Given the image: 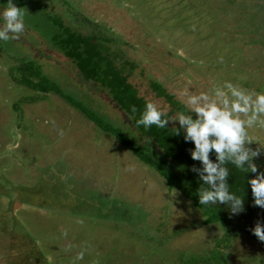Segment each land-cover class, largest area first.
I'll return each mask as SVG.
<instances>
[{
	"label": "rangeland",
	"instance_id": "obj_1",
	"mask_svg": "<svg viewBox=\"0 0 264 264\" xmlns=\"http://www.w3.org/2000/svg\"><path fill=\"white\" fill-rule=\"evenodd\" d=\"M44 1L56 15L75 10L96 24L76 31L114 37L109 46L138 95L164 113L172 106L153 84L183 105L224 81L264 92V0ZM33 26L0 43V264H264L262 243L204 224L198 207L79 107L13 80L18 58L41 60L34 65L84 89L75 100L87 110L146 143L110 94L68 70ZM248 135V147L264 146V128ZM253 163L264 170V148Z\"/></svg>",
	"mask_w": 264,
	"mask_h": 264
},
{
	"label": "trees",
	"instance_id": "obj_2",
	"mask_svg": "<svg viewBox=\"0 0 264 264\" xmlns=\"http://www.w3.org/2000/svg\"><path fill=\"white\" fill-rule=\"evenodd\" d=\"M12 2L20 9L24 8V23L27 26H31V23L34 24L33 30L41 37L40 39L50 44L51 48L60 51L67 58L65 65L68 70L73 69L76 74L86 80V83H91L89 86H93L94 89L99 87L110 94L120 109L132 118L135 128H138L139 135L141 134V139L144 137L146 143H140L127 135L121 127L114 125L100 109L99 114L94 113L89 108L87 110L85 106L75 100L77 98L75 92L79 88L77 83L75 84L71 78L66 79L68 75L60 74L59 79L54 78L50 72L47 73L43 70L42 65L41 67L34 65L35 61L39 64L41 60L37 61L30 57L18 58L21 62L18 65L19 74L13 75L15 82L26 85L35 91H39V93L54 92L72 105L79 107L90 119L130 148L133 154L143 163L153 168L167 182L170 189L179 190L194 206L198 207L205 217L204 224L219 222L229 228L226 231L228 238H231L236 232H242L264 245V242L260 241L251 232L257 222L264 225V209L253 204L251 189L246 183V178H252L255 174L245 173L231 164H225V167L229 169V177L227 178L229 190L244 199L242 211L239 213H230L224 204L199 205L196 193L200 187V181L192 168L194 166L199 167L200 163L190 157V150L193 145L191 142L185 143L183 141L182 131L176 134L175 127L178 128L179 125L172 126L171 120L164 128L151 125L145 129L143 125L135 123L148 101L143 96L138 95V89L130 80L129 71L127 72L119 66L118 53L109 46L113 40L115 42L114 37L108 35L101 37L97 31L98 29L92 30L87 35L81 30L76 31L77 26L88 24L95 28L96 24L82 13H74L75 10H65L60 13L61 15H56L49 11V4L44 0H37L36 2L35 0H12ZM40 21H42L41 23L46 21L49 24L50 32H54L51 39H48L49 37L47 38L46 34L41 33L38 29L41 26ZM7 42L4 41V43ZM0 50L3 51L1 46ZM110 54L113 58L110 57ZM61 75L63 76L62 82ZM32 76L40 80L33 81ZM72 85L76 86L75 90L70 87ZM153 88H155L159 97L165 98L172 106L169 113L162 112V119L171 117L173 113H176L175 111H187L185 106L176 101L174 96L169 94L163 87L153 84ZM79 90L84 89L79 88ZM133 107L135 112L132 111ZM102 119L106 122H103ZM209 155L210 159L214 160V154L210 153ZM257 169L258 171H264L260 168Z\"/></svg>",
	"mask_w": 264,
	"mask_h": 264
},
{
	"label": "clouds",
	"instance_id": "obj_3",
	"mask_svg": "<svg viewBox=\"0 0 264 264\" xmlns=\"http://www.w3.org/2000/svg\"><path fill=\"white\" fill-rule=\"evenodd\" d=\"M24 30V16L12 0L0 9V41L15 39ZM187 111H178L174 117L162 119V111L151 102H146L137 125L147 129L151 125L164 128L169 120L177 122L176 134L183 133V141L191 142L190 157L199 161V167L192 171L200 181L197 190L199 205L224 204L230 213L242 211L240 195L229 190L227 178L231 164L245 173L255 174L246 178L250 186L253 204L264 209V171H258L253 163L261 148L252 149L248 129L256 126L264 128V92L245 90L230 81L213 87L211 95L200 92L188 95L184 101ZM135 112V108L132 109ZM214 154V160L210 159ZM260 241L264 242V225L257 222L251 229Z\"/></svg>",
	"mask_w": 264,
	"mask_h": 264
},
{
	"label": "crops",
	"instance_id": "obj_4",
	"mask_svg": "<svg viewBox=\"0 0 264 264\" xmlns=\"http://www.w3.org/2000/svg\"><path fill=\"white\" fill-rule=\"evenodd\" d=\"M179 191V190H178ZM186 198V197H185ZM217 223H219V222H215V223H211V224H217ZM207 225H210V224H207Z\"/></svg>",
	"mask_w": 264,
	"mask_h": 264
}]
</instances>
